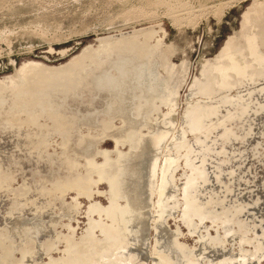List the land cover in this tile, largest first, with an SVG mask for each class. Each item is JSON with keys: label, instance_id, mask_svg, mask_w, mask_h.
<instances>
[{"label": "rangeland", "instance_id": "1", "mask_svg": "<svg viewBox=\"0 0 264 264\" xmlns=\"http://www.w3.org/2000/svg\"><path fill=\"white\" fill-rule=\"evenodd\" d=\"M258 5L262 6L260 9L262 10L261 13L264 15V0H0V90H2V92H0L3 96L7 95L6 99L1 96L0 93V106L2 109L4 108L3 110L0 108V119H2L0 120V123H2L0 125V129H2V132L0 130V264H82L73 259L74 256L71 254L76 252L77 249L71 245V243L78 242L81 244L86 240L84 236L88 231L92 232L98 239H103L104 233L102 230L104 225L106 229H108L106 232L110 233L108 237L109 241H107L110 242V244L108 245L107 242L104 243L98 240L97 245L100 246V249L96 250L97 252H95V254H87L88 257H85L86 260L84 264H93L91 262L97 257V259L103 261L108 255L116 264H119L115 257L110 256L111 254L104 251L107 248H111L113 244H115V246L116 244H119V246L123 245L124 247L119 250L124 252V254H127L131 249L134 250L137 246L141 252H138L137 255L139 264H154L160 260L159 257L161 255L160 248L162 245H160V247L157 246L155 241V237H158L157 235H159L158 232L161 228L164 229H161L164 232L166 230L165 236L167 234V237L171 235L170 237L172 238H169L170 241L176 240L183 243L185 244V249L188 251L191 249L192 251H189L191 253L187 251L188 254L192 256L198 255V259H200L201 263L264 264V107L261 108L264 106V99L262 98L264 97V72L262 74L260 72L258 75L255 74L256 76L252 75L253 80L252 77H248L252 80H250V85L248 84V87L247 83H249V79H246V82L243 81L246 84L243 82H239V84L237 82L235 83L236 86L234 84V86L228 85L226 89L223 87L221 90H216L219 94L214 91L217 93V96H215L216 94L214 92L202 95V92H197V89H194L197 79L195 76L199 77L202 75L200 73L203 63L207 59L214 58L225 45L229 37L237 36V38L240 39L238 34L241 29L243 30L242 24L245 14L249 9ZM236 33L237 35H235ZM240 35L242 36L241 33ZM130 36L131 38L133 37V41H137L138 45L141 43L144 46L146 45L144 43H147L149 46L151 45L149 54H146L148 53V48L143 52L142 49L145 48L144 46L140 45L141 48H139L138 45H135L139 48L138 49L135 46L129 47L128 43L121 42L119 47V44L115 42L117 40H124ZM148 45L146 46L149 47ZM259 45L261 46L259 48L264 52V45ZM115 46L119 48L117 47L116 49ZM133 47L136 50L135 55L137 56L134 55L135 57L132 55L134 54ZM109 48L111 49L110 51ZM140 53H145L144 55L146 56L144 57V55L142 56ZM127 56L128 58L132 56L134 59L130 57L131 60H126ZM141 58L142 60L146 58V61L147 59L153 60V62L150 61L149 63L148 61L146 67L144 65H146L147 62L145 60L140 61ZM118 61L121 65L117 63ZM135 61L137 63H135ZM166 61L170 63V66L167 63L170 70L167 68ZM126 62L129 67L128 70L132 66V71L127 70ZM103 64L106 66L108 65L107 67L105 66L106 69ZM262 64L263 66H261ZM91 65L95 67L93 68ZM118 65L119 67L124 66V68H117ZM261 65L260 67L264 69V61H262ZM79 66L81 67L79 68ZM83 66L86 67V69ZM87 66L92 70L94 69L93 71H99L101 74L105 71L106 72L103 74H111V78L113 79L114 77L113 82H116L115 79H117L116 77L119 76V74L120 76L123 75V77L125 74V77L127 76L128 78L132 75L130 79L125 78L127 79L126 82H131L136 76V69H138L137 72L139 71V73L146 72L147 76L145 74V78H151L150 80L152 82L154 80V86L160 83L162 84L164 82L163 80H166V78L167 81L162 85L160 84L161 86L158 85L159 89H157V86H152V83H150L151 81L148 82L149 80L146 78L147 86L150 83L152 89L154 88L152 90L149 86L146 87L147 90H151V93L153 91V94L148 95L149 93L146 89H144L145 91L141 89L138 92V88L133 87L131 83L126 86L124 84V86L120 85L121 87L117 85L118 88L116 87L115 89L113 88L115 83L112 84L108 79L110 78L109 75L107 76L108 78L105 79L106 75L105 78H101L104 75L100 76V74L97 73L99 74L100 80H103L100 83H105L102 84L104 88L108 83L105 82V80H108L110 83L107 84V86H109L104 89L99 88L102 85L99 83L100 80L96 77L98 75H94L96 71L93 72V74L91 69H87ZM22 67L24 68L23 72L19 71ZM82 68L85 70L81 73ZM95 68L100 69L102 72ZM146 68H150V71ZM62 69L66 71L64 72L65 74L62 73L60 76L59 74L53 76L55 71L59 73ZM73 69L76 72L73 71ZM125 69L126 72H128L127 75ZM119 70L121 71L119 72ZM48 71H51L52 74H47V76H45L44 72ZM74 73L77 75L75 76ZM129 73H131L130 76H128ZM85 74L89 76H85ZM92 74L95 76V78H93L94 81L92 80ZM149 74L152 76L155 74L157 78H155V76V79L149 77ZM82 75L85 79L78 78V76L83 77ZM142 75H144V73H142ZM70 76L75 77L69 78ZM87 77H89V80L93 81V86L91 85L92 82L89 81ZM37 78L44 80L41 83L43 85H48L46 88L50 92L53 91L54 93V91L56 92L58 90V95L54 93L52 96L56 98L52 100L55 102L50 105L44 104L42 107H37L34 112L31 111V108L29 109L27 106H21L19 103H14L9 106L10 104H8L7 101L9 99L11 100L12 96L15 98L18 96V93H23L27 85L35 83L34 79ZM60 78H62L65 83L63 81L61 82ZM70 79H72V82L69 81ZM73 79H75V81ZM254 79H256V81ZM78 80L82 82L85 80L90 83L84 81L82 83L83 87H80L81 82ZM160 80L161 82H159ZM73 81L75 83L78 82V84L80 83V85H72V83H74ZM50 82L54 84L49 85ZM95 82L99 83V85L97 84L99 87ZM66 83H70L68 84L69 86ZM165 84L167 88L164 86ZM238 84L242 86L240 87ZM94 85L97 86L96 90ZM49 86L54 90H51ZM67 86L71 90L66 89ZM91 86L94 89L91 88ZM249 86L251 88H249ZM125 87H127V89ZM120 88L125 90H121L123 96L122 93L118 91ZM165 88L166 91L168 90V93L165 91ZM59 89H61V91ZM114 89L118 91L116 92L118 94L113 91ZM156 89L163 90L158 91V93H160L159 95H161L162 92V94H164L160 96L161 98L156 96L158 94L154 95V92L156 93L157 91ZM191 89L196 90L192 91V93H196L192 94ZM68 90L69 92H67ZM111 92L114 93L117 98ZM119 92L121 96H118L120 95ZM128 92L132 94L129 93V96ZM140 92H144L145 95L147 93V95L152 98L153 101L150 103V106L152 104L153 107H151L155 110L149 109L148 105L149 110L147 111L145 107L144 111H147L144 112L145 114L141 110L142 112H138V117H136L137 115L132 117V112L129 117L133 119L136 118V120L147 119L148 121L151 118L155 119L161 117V115L162 117L168 115L167 117L165 116L166 118L164 117V121H162V119L161 121L159 120V122L157 121V123L160 124L158 126L155 124L154 130H169L166 131L167 133L164 131L166 135H164L165 137L163 136L164 138H162L159 144L153 145V143L151 144L149 142L148 144L147 142V145L143 143L145 145L142 147L146 149L144 150L141 148V151L144 150L142 152L139 151L140 147L139 149H137L136 146L134 147V150L136 148L139 155L138 164L142 159L144 161L137 165L141 168L142 172L144 171L142 173L143 179L140 176V179L138 178L139 181H146V165L148 166L149 160L152 161L155 159L156 161L158 159V162L156 161L158 164L156 163L157 166L155 167L153 181L147 188L149 192L148 206L150 209L148 222L144 227L142 226L144 224L138 223L139 229L142 228L143 230H147L146 232L145 230L143 231L147 236L146 243L141 244H139L140 242L133 238L130 233L126 232L124 227H121L119 224H113L112 218L107 217L105 212L102 211V208L109 207L111 202V186L104 172L110 171L111 163L114 164L115 161L119 159L118 151L127 153V155L131 154L132 156V153H129L130 144L128 140H123L128 143H115L113 135H110L108 132L110 136L108 134L103 135L105 134L103 129H107L108 123L120 129L125 126L129 120H127V117L124 119L125 122L123 123L121 115L116 111V116L112 115L113 118L109 116V122H106L104 125L101 124L102 118L105 117L106 114L107 118L109 114L114 113L113 111L108 114V112L103 111V107L105 108V106H107V104L105 105V100L109 102L112 99L110 103L115 99L133 101L141 94ZM175 92L177 93L175 94ZM223 92L225 94L224 97ZM238 92H241L242 96ZM70 93H73V95ZM39 94L38 91L37 95ZM221 94L222 96L218 97V95L220 96ZM207 95H210V97ZM56 96L60 98V102L58 100L59 98ZM111 96H114V99H110ZM213 96L215 98H213ZM245 96L246 98L243 100ZM119 97L122 99H119ZM227 97H229V100ZM206 98H210V101ZM224 98L228 101V104L226 100L223 101ZM231 98H233V100ZM201 99L204 101L203 103L200 102ZM63 100L67 102V104L65 102L64 104L62 102ZM91 100H93V102H91ZM95 100L99 105L95 106ZM165 100L168 104L167 102L160 104V102ZM212 100H215V102ZM217 100H220V102L218 103ZM84 102H87V106L84 105ZM192 102L197 104L200 103L201 105L206 103L203 105L204 107L208 105L207 103H213L210 106L208 105L212 108V112L210 111V113L206 114H209V117L206 115V117H204L207 123L204 120V123L202 122L204 129L203 127L194 129L187 124L186 113H188L187 109L193 105ZM59 103L61 105H59ZM92 103L95 104L93 105ZM215 103L216 107H214ZM223 103L226 105H221ZM232 103L235 106H232ZM94 106L97 108V111L94 110ZM155 106L159 107L157 108ZM208 106L206 108H208ZM217 107H219L220 110ZM92 110L96 112L94 113ZM98 110H102L104 113H102V111L98 112ZM88 111L90 113L88 114L92 117H89L87 114ZM4 112L13 114L10 120L11 122L3 117ZM97 112L101 114V116H99V114L97 115L100 120L97 119V116L95 120V114H97ZM148 112L150 114H148ZM168 112H170V115L167 114ZM92 113L94 115H92ZM139 113H142V116H144L142 117ZM210 114L214 115L211 116ZM30 115H33V121H29ZM85 115H88L87 117L89 119H94L87 120L88 118ZM76 116L77 118L79 117L78 123L75 120ZM172 116L174 117L173 120ZM68 117L71 118L69 122L73 126L71 127L73 132L69 124L68 126L71 131L67 128L68 126L65 127L66 129L59 126L66 122ZM83 117L87 119L85 118V120ZM208 118L209 120H213V124L211 121V125L209 124ZM4 119L6 122H3ZM153 119H151V121H153ZM97 120L99 122L98 125L95 126L97 123L94 124V122ZM138 120L137 123H141V121ZM88 121L92 122L94 125ZM147 121H142L144 125L142 123L139 124V126L137 125L138 127L135 125L136 129L138 128L137 130L142 131L146 137L150 135V125ZM9 122L12 125L8 124ZM75 122L77 125H75ZM3 123L5 124L3 125ZM137 123L135 121V124ZM212 125L213 127L209 128V126ZM1 126H5L4 128L7 127L6 131H4V128ZM74 126L77 127L74 129ZM159 126L162 128L160 127L159 129ZM165 127L166 129H163ZM214 127H217V129ZM112 128L114 129L112 126L109 129L113 130ZM10 129L13 131H10ZM192 129L197 131H192ZM247 129H249V131ZM154 130L152 129V131ZM211 130L213 131L211 132ZM205 131L206 134H204ZM74 132L75 134L72 135L71 133ZM223 132L224 134H222ZM219 134L224 137H221ZM225 134L229 137L226 138ZM229 134H231V136ZM71 135L72 137H70ZM204 135H206L205 138ZM207 135L209 136L207 137ZM35 136H37L39 143H35L31 140V138ZM28 139L31 144L32 141L34 144L30 145V143L27 142ZM67 139H69L70 143ZM224 139L228 140L225 141ZM72 140L75 141V144ZM83 140L85 141L83 142ZM212 140L216 141V144L212 142ZM91 141L93 144H96L93 146ZM197 141H200V144ZM79 143L83 147H80ZM21 144L29 146L25 147L24 145L21 146ZM192 144L193 150L191 148ZM202 144L204 146L206 145L205 148ZM76 145L82 149L79 148L78 150ZM89 145L93 146L91 150L88 149ZM158 145L160 146L158 147ZM199 145L202 146L200 147ZM207 145H211V148L216 150L211 149ZM222 145L224 146L223 148ZM157 147L160 150L156 149ZM198 148L201 149L199 150ZM219 148L221 150H219ZM31 149H34V151ZM194 150H197L196 154ZM197 152H199L198 154L201 153V156L203 155L202 158L200 155L196 157ZM205 153L207 155H205L206 161H204ZM187 154H190L191 158L190 155ZM193 155L196 158L195 160L193 159ZM131 156H126L125 159L122 160V163L126 160L124 166H128L129 164L128 162L130 160L127 159L132 160L130 163L135 162L133 161V156L130 158ZM140 156L142 157L140 158ZM10 159L13 160L11 161ZM207 160L210 162L208 163ZM126 163L128 164L126 165ZM170 163L172 164L170 165ZM198 163L199 165L202 164L201 170L204 168V176H206L203 177L205 180L203 177L202 179L199 177L196 179L199 182L195 181L193 183L194 187L192 186V189L186 190L184 186H186L187 179H189L191 175H194L192 168L194 165L192 164L197 165ZM165 168H167V170ZM164 170H166L165 174ZM220 171L223 172L221 173ZM201 181L203 182L202 185L205 183L206 185L202 186ZM198 183L200 184L198 185ZM200 185L201 187H199ZM191 191L193 194H189L192 193ZM187 194L189 196H195H193L194 206L198 204L201 205L202 203L205 204L201 205L203 211L202 215L205 218L202 216L203 218L201 217V219L199 216L196 217V214H193V217L191 216L192 220L186 219L184 210L186 202L185 195ZM200 194H202V197H200ZM197 197H199L200 200H197ZM196 201L198 203H196ZM116 203L125 206L127 201L125 198H119L118 202L116 201L115 204ZM163 207L168 209L164 214L161 212ZM203 208H205V211L208 210V213H214H210V216V214L204 212ZM222 208L227 213L222 211ZM227 209L230 210L228 211ZM232 210L234 211L232 212ZM223 213H225V217ZM26 216L30 219H27ZM223 217L225 221H223ZM25 218L26 220H24ZM234 219L235 221H233ZM237 219L242 221V225L239 224L240 221H236ZM35 220L38 221V223L36 221L38 225L39 223L45 222V227L43 224L38 226H41V231L39 228L36 229L37 225L34 222ZM200 220L203 222L201 223ZM156 222H161V226L157 227L159 229L155 227ZM228 222L230 223L227 224ZM27 223L29 225L24 226L27 225ZM30 224L35 225L34 227L32 226L35 232L30 228ZM19 228H23L21 229L22 231ZM26 229H28V231L25 233L24 230ZM19 230L22 233L24 232V234H21ZM140 232L142 233V230H139V233ZM115 237L118 239L112 243L110 240ZM201 254L203 256H201ZM204 254L206 257H204ZM240 260L244 262H240Z\"/></svg>", "mask_w": 264, "mask_h": 264}, {"label": "bare ground", "instance_id": "2", "mask_svg": "<svg viewBox=\"0 0 264 264\" xmlns=\"http://www.w3.org/2000/svg\"><path fill=\"white\" fill-rule=\"evenodd\" d=\"M260 8H262V6H260V5H258V6H255V7H252L251 9H249V11L245 14V16H244V20H243V27L242 28H244L243 30L241 29L240 30V33L242 34V36L240 35V33L238 34V37L240 36V39H238L237 38V36L236 37H234V36H232V37H229V39L226 41V43H225V45L221 48V50L219 51V53L214 57V58H211V59H207L205 62H204V67H205V65H207V64H211V68L210 69H208L207 71V73L205 74V71H201V73L200 74H202L201 76H195V77H197V79H196V82H195V86H194V89L196 88L197 89V92H202L203 94L202 95H204L205 93H208V94H210V93H212V92H214V91H216V90H221L223 87H225V89H226V87H228V85H235V83H239V82H243V81H245L246 79H249L248 77H252V75H254V76H256L255 74H259L260 72H261V74L264 72V69H263V67H260V65H261V63H262V61H264V52H262V50L259 48V47H261L259 44H261L262 46L264 45V15L261 13V9ZM220 10V9H219ZM222 10V9H221ZM195 16V15H194ZM243 32V33H242ZM135 33V32H134ZM136 33H137V31H136ZM139 33V32H138ZM246 33V34H245ZM244 34H245V37H244ZM235 35H237V33L235 34ZM135 37V36H134ZM242 37V38H241ZM243 39H244V41H245V43H246V47H247V51L246 52H243V53H237V52H235L234 50H232V48H235V49H237V50H239V51H241L244 47H245V45H244V43H242V41H243ZM115 42H117V44H119L118 46L120 47V43L121 42H124V43H128L129 45V47H131V46H137L138 44H137V41H133V37L131 38V36L130 37H127L126 39H122V40H117V41H115ZM146 42H148V41H146ZM228 42H229V44L231 45V47L229 46V44H228ZM144 43V42H143ZM112 44V43H111ZM114 44H116V43H114ZM114 44H113V46H114ZM123 44V43H122ZM144 44H146V45H148L147 43H144ZM144 46V45H142V43L141 44H139L138 45V47L139 48H141V46ZM144 46L145 48L144 49H142L143 50V52H145V50H146V48H148L147 50V52L148 53H146V54H149V49H150V46L149 47H147V46ZM118 46H115V48L117 49V47ZM135 46V47H136ZM244 46V47H243ZM109 47H110V45H109ZM118 47V48H119ZM138 47H136V48H138ZM114 48V47H113ZM138 48V49H139ZM132 49V48H131ZM133 49H134V54H132L133 56L136 54L135 53V48L133 47ZM132 49V50H133ZM137 49V50H138ZM111 49L109 48V51H110ZM113 50H115V49H113ZM141 50V49H140ZM139 50V51H140ZM141 52V51H140ZM137 53H138V51H137ZM140 54H142V53H140ZM139 54V55H140ZM145 53H143L142 54V56L144 55ZM135 56H137V55H135ZM134 56V57H135ZM141 56V55H140ZM146 55H144V57H145ZM130 57H132V56H130ZM130 57L128 58V56L126 57V60H131L130 59ZM133 58V57H132ZM148 58H149V56H148ZM125 59V58H124ZM134 59V58H133ZM223 59H225V61L224 62H226V64H222V60ZM92 60V59H91ZM123 60V59H122ZM136 60V59H135ZM142 60V58L140 59V61ZM143 60H145L146 61V58H144ZM142 60V61H143ZM100 61V60H99ZM134 61V60H133ZM136 61H138V60H136ZM135 61V63H137ZM148 61H149V63H150V61L151 60H148L147 59V64L146 65H144V66H146L147 67V65H148ZM97 62V61H96ZM96 62H94V63H96ZM128 62V61H127ZM127 62H126V65H127ZM132 62V61H131ZM151 62H153V60L151 61ZM100 63V62H99ZM119 65H121L120 63H119V61L117 62ZM122 63H124V62H122ZM167 63H168V65L170 66V63L169 62H167L166 61V65H167ZM85 64V63H84ZM106 64V63H105ZM134 64V63H133ZM132 64V65H133ZM152 64V63H151ZM119 65H118V67L117 68H120L121 69V67H122V69L124 68V66H120L119 67ZM123 65V64H122ZM130 65V64H129ZM167 65V66H168ZM92 66V65H91ZM98 66V65H97ZM96 66V67H97ZM100 66V65H99ZM103 66H104V68H105V66L106 65H104L103 64ZM103 66H101V67H103ZM108 66V65H107ZM106 66V67H107ZM134 66H136V65H134ZM133 66V67H134ZM140 66V65H139ZM138 66V67H139ZM143 66V67H144ZM166 66V67H167ZM169 66L167 67L168 69H169ZM261 66H263V64L261 65ZM81 66H79V68H80ZM84 67V66H83ZM93 68L95 67V66H92ZM100 67V68H101ZM126 67V66H125ZM69 68V67H68ZM85 69H86V67H84ZM84 68H82V71L81 70H79V71H81V73L83 72V70H85ZM89 67L87 66V69H88ZM128 65H127V70H128ZM23 67L19 70V71H21V72H23ZM76 69H77V67H76ZM89 69H91V68H89ZM95 69H97V68H95ZM103 69V68H102ZM106 69V68H105ZM132 69V66H131V68L129 69L130 71H132L131 70ZM136 69V68H135ZM146 69H148V71H150L149 69L150 68H146ZM173 69V68H172ZM57 70V69H56ZM67 70V69H66ZM92 70V69H91ZM94 70V69H93ZM91 71L92 73L93 72H95V71ZM97 70H100V69H97ZM107 70H108V68H107ZM128 70V71H129ZM137 70L138 69H136V76H135V78L134 77H132V78H134L131 82H129V83H131L132 85H133V87H136V88H138V92H139V90H144V89H146V87H148L149 86V88L150 89H152V86H154L153 85V83H154V80H153V82L150 80L151 78H147V80H149L148 82H150V83H152V86H150V83L148 84V86H147V81L145 80L146 78H145V74H146V72H142V73H144V75H142V73L140 72L139 73V71L137 72ZM141 70H143V69H141ZM170 70V69H169ZM200 70V69H199ZM46 71V70H45ZM73 71H75L74 69H73ZM78 71V72H79ZM101 71V70H100ZM109 71V70H108ZM107 71V72H108ZM121 70H119V72H120ZM147 71V70H146ZM173 71V70H172ZM171 71V72H172ZM176 71V70H175ZM43 72V71H42ZM53 72V71H52ZM64 72H66L65 70H63L62 69V71H60L59 73H57L56 71H55V73L53 74V76H56V75H58L59 74V76H60V74H62V73H64ZM68 72H70V71H68ZM76 72V71H75ZM87 72V71H86ZM89 72V71H88ZM102 72V71H101ZM106 72V71H105ZM105 72H103V73H105ZM118 72V73H119ZM125 72H126V69H125ZM125 72H123V73H125ZM72 73V72H71ZM80 73V74H81ZM97 73H99L100 74V76H103V77H101V78H105V75H106V78L105 79H107L108 77V75L110 76V78H108L109 79V81H111L112 82V84L113 83H115V85L113 86V88H115L116 89V87H117V85L119 86V87H121L120 85H129V83L128 82H126L127 81V79H125V78H128L127 76L125 77V74H124V77H123V75L122 76H120V74H119V76H117L116 78L117 79H115V81L116 82H113V80H114V77H113V79L111 78V74H101L99 71H96V73L94 74L95 76H96V74ZM111 73V72H110ZM127 73L128 72H126V75H127ZM173 73V72H172ZM47 74H52L51 73V71H48V72H44V75L45 76H47ZM65 74V73H64ZM63 74V75H64ZM69 74V73H68ZM73 74V73H72ZM75 74V76L77 75L76 73H74ZM93 74H92V80H93V78H95V76H93ZM99 74H97L98 76H96L97 78H98V80H100V77H99ZM122 74V73H121ZM130 74L131 73H129L128 74V76H130ZM43 75V74H42ZM44 75H43V77H44ZM71 75V74H70ZM83 75H84V73H83ZM82 75V76H83ZM88 74H85V76H87ZM150 76L149 77H153L154 78V76H155V74H153L154 76H152L151 74H149ZM198 75V74H197ZM67 76H69V75H67ZM75 76H70L69 78H71V77H75ZM89 76V75H88ZM132 76V75H131ZM131 76H130V78H131ZM146 76H147V74H146ZM169 76V75H168ZM167 76V77H168ZM171 76V75H170ZM263 76V75H262ZM48 77H50V76H48ZM66 77V76H65ZM65 77H64V79H65ZM91 77V76H90ZM159 77V76H158ZM203 77H204V80H203ZM45 78V77H44ZM57 78V77H56ZM77 78V77H76ZM78 78H84V76L83 77H79L78 76ZM88 78V80H89V77H87ZM96 78V79H97ZM130 78H128V79H130ZM152 78V79H153ZM155 78H157L156 76H155ZM154 78V79H155ZM171 78V77H170ZM169 78V79H170ZM255 78V77H254ZM46 79V78H45ZM51 79V78H50ZM54 79V78H53ZM61 79V82L63 81L62 80V78H60ZM66 79H67V77H66ZM65 79V80H66ZM85 79V78H84ZM95 79V80H96ZM112 79V80H111ZM125 79V80H124ZM159 79H160V77H159ZM159 79H156V80H159ZM165 79V78H164ZM258 79V78H257ZM55 80V79H54ZM57 80H59V79H57ZM74 81H75V79H73ZM77 80V79H76ZM92 80H89V81H91L92 82V86H93V81ZM97 80V81H98ZM155 80V83L157 82ZM162 80V79H161ZM161 80L159 81V82H161ZM195 80V79H194ZM204 82H203V81ZM250 80L251 79H249L248 80V82L249 83H247V87H248V84L250 85ZM252 80H253V77H252ZM251 80V81H252ZM255 81H256V79H254ZM44 80L43 79H41V78H37V79H34V82L35 83H33V84H31V85H27V88L25 89V90H23V93H21V94H19L18 93V96L17 97H15V98H13V96L11 97L12 99L10 100H5V101H7L8 102V104H10L9 106H11V105H13L14 103L16 104V103H19L21 106H27V107H29V109L31 108V111H35V109L37 108V107H42V105L44 106V104L45 105H50L51 103H53V102H55V101H52V100H54V99H56V98H53L52 96H53V94L55 93V95L57 94V92H58V90L55 92L54 91V93H53V91L52 92H50L47 88H46V86H48V85H43L41 82H43ZM48 81H50V80H48ZM52 81V80H51ZM69 81H71L72 82V79H70ZM73 81V82H74ZM79 82H81V86L80 87H83L82 86V83L85 81V80H83V82L81 81V80H78ZM89 81H85L86 83L87 82H89ZM96 81V82H97ZM101 81H103V80H100L99 81V83L101 82ZM109 81L107 80H105V82H108L107 84H110L109 83ZM129 81V80H128ZM164 82L165 81H167V78H166V80H163ZM54 82V81H53ZM64 83H65V81H63ZM95 82V83H96ZM164 82L162 83V84H164ZM246 82V81H245ZM46 83V82H45ZM58 83H59V81H58ZM90 83V82H89ZM99 83H96V85L98 84L99 85ZM104 83V82H103ZM102 83V84H103ZM244 83V82H243ZM252 83V82H251ZM47 84V83H46ZM52 84H54V83H52ZM51 84V82L49 83V85H52ZM56 84H57V82H56ZM62 84V83H61ZM61 84H59V85H61ZM67 85L68 84H70V83H66ZM73 84H75V86H76V84H77V86H79L80 85V83L78 84V82L77 83H72V85ZM101 84V83H100ZM101 84V85H102ZM105 84V83H104ZM107 84H106V86H105V88L106 87H108L107 86ZM157 84V83H156ZM161 84V83H160ZM160 84H158L159 86H161ZM167 84V83H166ZM164 85L165 87L167 86V85ZM240 84V83H239ZM238 84V85H239ZM244 84H246V83H244ZM97 85V86H98ZM123 85V86H124ZM158 85H156L157 86V89H159L158 88ZM193 85V84H192ZM233 85V86H234ZM238 85H237V88H238ZM251 85H253V84H251ZM58 86V85H57ZM63 86V85H62ZM66 86V85H65ZM69 86V85H68ZM68 86H67V88L66 89H70V88H68ZM71 86V85H70ZM88 86V85H87ZM91 86V88H93ZM95 86V85H94ZM97 86H95L94 88H95V90H96V88H97ZM156 86H154V87H156ZM236 86V85H235ZM240 86V85H239ZM242 86V85H241ZM240 86V87H241ZM54 87V86H53ZM56 87V86H55ZM84 87H86V86H84ZM99 87V86H98ZM111 87V86H110ZM240 87H239V89H240ZM49 88L51 89V87L49 86ZM77 88V87H76ZM93 88V89H94ZM99 88H104V86L102 85L101 87H99ZM98 88V89H99ZM104 88V89H105ZM112 88V89H113ZM118 88V87H117ZM126 89H127V87H125ZM131 88V87H130ZM140 88V89H139ZM161 88V87H160ZM167 88V87H166ZM166 88H165V91H166ZM249 88H251L250 86H249ZM249 88H247V89H249ZM44 89V90H43ZM53 89V88H52ZM51 89V90H52ZM58 89V88H57ZM64 89V88H63ZM73 89V88H72ZM75 89V88H74ZM109 89V88H108ZM113 90V91H115V93L116 92H118V91H120L121 92V90H123V89H119L118 91H116V90ZM154 89V88H153ZM152 89V90H153ZM156 89V90H157ZM193 89V88H192ZM191 89V93H192V91H196V90H192ZM243 89V88H242ZM256 89V88H255ZM255 89H253V90H255ZM258 89V88H257ZM21 90H22V88H21ZM54 90V89H53ZM56 90V89H55ZM60 91H61V89H59ZM65 90V89H64ZM71 90V89H70ZM147 90V89H146ZM156 90H154V91H156ZM162 90V89H161ZM161 90H157L156 91V93L154 92V95L155 94H158V95H156V96H159V98H161L160 96L162 95H164V94H162L161 93V95H159L160 93H158V91H161ZM1 92H2V90H0ZM9 91V90H8ZM7 91V92H8ZM19 91V90H18ZM39 91V95H37V92ZM100 91H101V89H100ZM123 91H125V90H123ZM135 91V90H134ZM145 91V90H144ZM150 91V92H149ZM163 91V90H162ZM168 91V90H167ZM166 91V92H167ZM224 91V90H223ZM0 92V93H1ZM5 92V91H4ZM65 92V91H64ZM67 92H69V90L67 91ZM71 92V91H70ZM72 92H73V90H72ZM119 92V93H120ZM132 92H133V89H132ZM142 92V91H141ZM140 92V93H141ZM147 92L149 93L148 95H151V94H153V91H152V93H151V90H147ZM216 92H218V91H216ZM221 92V91H220ZM225 92V91H224ZM224 92H223V97H224ZM243 92V91H242ZM6 93V92H5ZM52 93V94H51ZM112 93V92H111ZM122 93V96H123V92H121ZM121 93H120V95H118V96H121ZM125 93V92H124ZM129 93L130 94H132L131 92H128V95H129ZM137 93V92H136ZM144 93V92H143ZM143 93H141L140 95H138L137 96V99L136 100H133V101H131V100H124V99H122L121 97H119V99L121 98L122 99V101L121 100H117V99H115V100H113L111 103H110V101L112 100L111 98H113L114 96L116 97V95H114V93H112L114 96L112 97H110V99H109V97H108V99L110 100L109 102H106V100H105V105L107 104V106H105V108L103 107V111L105 112H108V114L109 113H112L113 111H114V113H112V114H109L108 115V117L106 118V115H105V117H103L102 118V121H101V124H105L106 122H109V120H108V118H109V116H116L117 114H115V113H119L120 115H121V117H122V120H123V123L125 122V120L124 119H126L127 117H128V119L127 120H129L128 122H127V120H126V124H125V126H123L122 128H120V129H118L117 127V129L115 128V126H113L112 124H107V129H103L104 130V133L105 134H103V135H106V134H110V135H113V138H114V140H115V142L116 143H118V142H124L123 140H128V142H129V144H130V151H129V153L131 152L132 153V156H133V161H135V162H132V163H130V161H132L131 159H127V160H130L128 163H126V165L128 164V166H124V162H126V160L122 163V160H124L125 159V157L126 156H131V154L130 155H127V153H123V152H120V151H118L119 152V159L118 160H116L115 161V163L114 164H112L111 163V169H110V171L108 170V171H106V172H104V174H105V177H107V180H108V182H109V184H110V186H111V191H110V194H111V202H110V206L109 207H103L102 208V211H104L105 212V214H106V216L107 217H111L112 218V222H113V224H115V225H121V227H124V229H125V231L126 232H128V233H130L131 234V236L133 237V238H135L136 240H138L140 243L139 244H141V243H146V240H147V236H146V234H144L143 233V231L145 230V232L147 231L146 229H139L138 228V223H140V224H144V225H142L143 227L145 226V224H147V222H148V215H149V211H150V209H149V206H148V200H149V198H148V196H149V192L147 191V188H148V186H149V184L153 181V176H154V173H155V167L157 166L156 165V163L158 162L157 160V162L155 161V159L154 160H149L148 162H149V164H148V166L146 165V173H145V176H147L146 177V181L145 182H142V181H139V179H140V176H141V178H142V173L144 172H142V170H141V168L140 167H138L137 165H139L142 161H143V159L140 161V163L138 164V161H139V155H138V151H137V149H139V147H140V150L139 151H141V148H143L142 146L143 145H145V144H143V143H146L147 144V142H148V144H149V142L152 144L153 143V145L155 144H159V142L162 140V138H164L165 136L164 135H166L165 134V132L166 131H169V130H161L160 129V127L161 126H159V131H157L158 129H156V131L154 130V126H155V124H157V126L160 124H158L157 123V121L159 122V120L161 121V119H162V121H164L165 120V118L168 116H164V117H162V115L161 114H159V115H161V117H159V118H155V119H153V118H151V119H153V121H151V119H149L148 121H147V119H145L147 122H149L148 124L150 125L149 127V130H150V135H147L148 137H146V135L145 134H143L142 133V131H140V130H137L136 129V126L138 125L139 126V124H141L142 123V121H144V122H146L145 120H141L140 119V117L142 116V113H139V114H141V116L139 117V119L140 120H138V121H141V123L140 122H138L137 123V120H136V118L135 119H133V118H131V117H129L131 114V112H132V117H135V115H137L136 117H138V112H142L143 111V113L144 112H147L150 108L151 109H154V108H152L153 106H152V104H151V106H150V103H152V98H150L148 95H147V93H146V95H145V93L143 94ZM168 93V92H167ZM177 92H175V94H176ZM196 93V92H195ZM195 93H192V94H195ZM215 93V92H214ZM239 93V92H238ZM70 94H72L73 95V93H70ZM116 94H118V93H116ZM216 95L215 96H217V93H215ZM218 94H219V92H218ZM239 94H241V96H242V93L240 92ZM58 95V94H57ZM124 95H126V96H128L127 94H124ZM134 95V94H133ZM154 95H152V96H154ZM191 95V94H190ZM214 95V94H213ZM245 95V94H244ZM243 95V96H244ZM247 95V94H246ZM1 96H3L2 95V93H1ZM7 96V95H6ZM6 96H3V97H5L6 99H7V97ZM62 96V95H61ZM60 96V97H61ZM74 96H76V95H74ZM130 96V95H129ZM132 96V95H131ZM135 96H136V94H135ZM155 96V97H156ZM207 96H209L210 97V95H207ZM212 96V95H211ZM222 96V94L219 96L218 95V97H221ZM237 96V95H236ZM240 96V95H239ZM57 97V96H56ZM125 97V96H124ZM134 97V96H133ZM154 97V98H155ZM53 98V99H52ZM57 98H59V97H57ZM62 98V97H61ZM63 98H64V96H63ZM66 98V97H65ZM90 98V97H89ZM117 98V97H116ZM130 98H132V97H130ZM153 98V99H154ZM205 98V97H204ZM213 98H215L214 96H213ZM212 98V99H213ZM229 97H227V99H228ZM238 98V97H237ZM240 98V97H239ZM245 98H246V96L243 98V100H245ZM263 99H264V97H262ZM1 99V98H0ZM86 99V98H85ZM88 99V98H87ZM90 99H92V98H90ZM114 99V98H113ZM158 99V98H157ZM162 99H163V97H162ZM206 99H208V98H206ZM210 99V98H209ZM208 99V101H210ZM218 99V98H217ZM232 100H233V98H231ZM235 99V98H234ZM242 99V98H241ZM59 100V102H60V98L58 99ZM57 100V101H58ZM81 100V99H80ZM79 100V101H80ZM94 100V99H93ZM93 100H91V102H93ZM205 100V99H204ZM222 100V99H221ZM226 99L224 98L223 99V101H225ZM229 100V99H228ZM237 100V99H236ZM10 101V102H9ZM67 101V100H66ZM78 101V102H79ZM88 101H90V100H88ZM100 101V100H99ZM99 101H97V102H99ZM129 101H131V102H129ZM135 101V102H134ZM157 101V100H156ZM156 101H155V103H156ZM199 101V100H198ZM207 101V102H208ZM213 101V100H212ZM218 101V100H217ZM227 101V100H226ZM240 101V100H239ZM242 101V100H241ZM1 102V101H0ZM63 103L65 102L64 100L62 101ZM101 102V101H100ZM164 102H167L166 100L165 101H162V102H160V104H162V103H164ZM174 102V101H173ZM196 102V101H195ZM200 102H204V101H202V99H201V101ZM213 102H215V100L213 101ZM220 102V100L218 101V103ZM231 102V101H230ZM236 102V101H235ZM234 102V103H235ZM238 102V101H237ZM244 102V101H243ZM66 104H67V102H65ZM64 103V104H65ZM80 103V102H79ZM78 103V104H79ZM83 103V102H82ZM82 103H81V105H82ZM85 103V102H84ZM87 103V102H86ZM86 103L84 104V105H86ZM95 103H96V100H95ZM95 103H92L93 105L95 104ZM193 103V102H192ZM212 103V102H211ZM245 103V102H244ZM92 104H90V105H92ZM166 104V103H165ZM167 104H168V102H167ZM204 104H206V103H204ZM204 104H197V103H193V105H191L190 107H189V109H187V111H188V113H186L187 114V121H188V123L187 124H189L190 125V127L191 128H194V129H200V128H202L203 126H202V124L204 123L203 122V120H204V117H206V116H208L209 117V114L208 115H206L207 113H210V111L212 112V108H210L209 106L210 105H212V104H209V103H207L208 105H206V107L208 106V108H206V107H204L203 105ZM225 103H223V104H221V105H224ZM227 104H228V101H227ZM230 104V103H229ZM233 104V103H232ZM236 104V103H235ZM238 104V103H237ZM3 105V104H2ZM59 105H61L60 103H59ZM63 105V104H62ZM97 105H99V104H97L96 103V105L95 106H97ZM148 105H149V109H148ZM154 105V104H153ZM156 105H157V103H156ZM216 105V103L214 104V107H216L215 106ZM226 105V104H225ZM250 105V104H249ZM87 106V105H86ZM94 106V110H96L97 111V108ZM131 106H132V108H131ZM134 106V107H133ZM160 106V105H159ZM158 106V107H159ZM218 106V105H217ZM229 106V105H228ZM232 106H235L234 104L232 105ZM259 106H262V105H259ZM7 107V106H6ZM145 107L147 108L146 110L147 111H144L145 110ZM155 107H157V106H155ZM157 107V108H158ZM264 106H262L261 108H263ZM0 108H1V110H3L2 109V107L0 106ZM218 109H219V107H217ZM220 108H221V106H220ZM94 110H92V111H94ZM142 110V111H141ZM155 110V109H154ZM158 110V109H157ZM214 110H215V108H214ZM213 110V111H214ZM220 110V109H219ZM96 111H94V113L96 112ZM101 112L102 110H98V112ZM102 111V113H104ZM117 111V112H116ZM261 111V110H260ZM26 112V111H25ZM97 112V114H95V120H96V116L99 114ZM149 112H151V111H149ZM148 112V114H150ZM216 112V111H215ZM51 113V112H50ZM89 113V111L87 112V114ZM170 112H168L167 114H169ZM1 114V113H0ZM56 114V113H55ZM90 114V113H89ZM88 114V115H89ZM145 114V113H144ZM147 114V113H146ZM164 114H166V113H164ZM212 114V113H211ZM210 114V115H211ZM215 114V113H214ZM213 114V115H214ZM81 115V114H80ZM83 115V114H82ZM88 115H85L86 117L88 116ZM92 115H94L93 113H92ZM170 115V114H169ZM206 115V116H205ZM213 115H211V116H213ZM54 116V115H53ZM71 116V115H70ZM79 116V115H78ZM91 115H89V117H90ZM99 116H101V114H99ZM113 116H112V118H113ZM144 116V115H143ZM142 116V117H143ZM1 117V116H0ZM3 117L5 118V119H8V121H10L11 119H12V117H13V114H10V113H6V112H4V115H3ZM32 117H33V115H30L29 116V121H33L32 120ZM52 117V116H51ZM80 117H82V116H80ZM86 117H83L84 119L86 118ZM92 117V116H91ZM141 117V118H142ZM146 117V116H145ZM151 117V116H150ZM186 117V116H185ZM76 118H77V116H76ZM75 118V120L77 121V123L79 122V117L76 119ZM88 118V117H87ZM86 118V119H87ZM111 118V117H110ZM130 118V119H129ZM148 118H149V115H148ZM173 116H172V120H173ZM5 119L3 120V122L5 121ZM70 119V120H69ZM73 119V118H72ZM85 119V120H86ZM94 119V118H93ZM92 118H88L87 120H93ZM97 119H98V116H97ZM157 119V120H156ZM185 119V118H184ZM206 119V118H205ZM0 120H2V119H0ZM74 120V119H73ZM82 121H84L83 119H81ZM98 120H100V118L98 119ZM95 121L94 122V124L95 123H97V124H95V126H97L98 125V122L99 121ZM136 121V123L137 124H135V121ZM169 120H170V118H169ZM169 120H167V121H169ZM208 120H209V118H208ZM7 121V122H8ZM69 121H71V118L70 117H68L67 118V120H66V122H64L63 124H60L59 126H61V128H64V129H66L65 127L66 126H68V124L70 125V128L71 127H73L72 126V124H70V122ZM186 121V120H185ZM204 121H206V120H204ZM210 121H211V123H212V121L213 120H209V124H210ZM6 122V121H5ZM11 122V121H10ZM8 123V124H11V123ZM89 123H91L92 124V122H90V121H88ZM111 122V121H110ZM173 122V121H172ZM203 122V123H202ZM216 122V121H215ZM215 122H214V124H215ZM13 123V122H12ZM76 123V122H75ZM77 123L75 124V125H77ZM186 123V122H185ZM206 123H207V121H206ZM217 123H219V122H217ZM2 123H0V125H1ZM5 123H3V125H4ZM94 124H92V125H94ZM100 124V123H99ZM143 125H144V123H142ZM213 124V123H212ZM220 124V123H219ZM2 125V126H3ZM12 125V124H11ZM136 125V126H135ZM205 125V124H204ZM211 125V124H210ZM217 125V124H216ZM1 126V127H2ZM5 126H7V125H5ZM4 126V127H5ZM14 126V125H13ZM58 126V127H59ZM114 127V129L113 130H110L109 128L110 127ZM137 126V127H138ZM148 126V125H147ZM146 126V127H147ZM168 126V125H167ZM206 126H208V125H206ZM4 127H2V128H4ZM57 127V128H58ZM77 126H74V129L76 128ZM164 127V126H163ZM189 127V126H188ZM210 127H213V125L212 126H209V128ZM218 127V126H217ZM217 127H214L215 129H217ZM7 128V127H6ZM6 128H4L3 130L4 131H6ZM46 128H48V127H46ZM67 128H69V126L67 127ZM69 128V129H70ZM140 128V127H139ZM155 128H157V127H155ZM162 128V127H161ZM205 128H207V127H205ZM214 128H212L213 130H215ZM60 129V128H59ZM72 129V128H71ZM71 129H70V131H71ZM152 129L154 130V131H152ZM163 129H166V127L165 128H163ZM194 129H192V131H197V130H194ZM203 129H204V127H203ZM218 129H219V127H218ZM1 130V132H2V129H0ZM63 130V129H62ZM108 130V131H107ZM208 130H210V129H208ZM213 130H211V132L213 131ZM248 131H249V129H247ZM10 131H13L12 129H10ZM55 131V130H54ZM75 131V130H74ZM200 131V130H199ZM198 131V132H199ZM207 131V130H206ZM206 131H205V133L204 134H206ZM223 131V130H222ZM224 131H226V130H224ZM7 132H9V131H7ZM44 132V131H43ZM72 132H73V129H72ZM108 132V133H107ZM149 132V131H148ZM246 132V131H245ZM251 132V131H250ZM249 132V133H250ZM167 133V132H166ZM217 133H219V132H217ZM247 133V132H246ZM14 134H15V132H14ZM63 134V133H62ZM65 134V133H64ZM72 135L73 134H75V132L74 133H71ZM108 134V135H109ZM148 134V133H147ZM193 134H197V133H193ZM202 134V133H201ZM222 134H224V132L222 133ZM248 134V133H247ZM246 134V135H247ZM70 135V134H69ZM72 135L70 136V137H72ZM107 135V136H108ZM109 135V136H110ZM199 135V134H198ZM210 135V134H209ZM209 135H207V137L209 136ZM220 135V134H219ZM226 135V134H225ZM230 136H231V134H229ZM234 135H236V134H234ZM106 136V137H107ZM108 136V137H109ZM164 136V137H163ZM195 136V135H194ZM197 136V135H196ZM205 136L206 135H204V138H205ZM221 136V135H220ZM223 136V135H222ZM221 136V137H222ZM67 137V136H66ZM74 137H75V135H74ZM100 137V136H99ZM212 137V136H211ZM218 137V136H217ZM224 137V136H223ZM229 137V136H228ZM227 137V135H226V138H228ZM43 138V137H42ZM41 138V139H42ZM199 138V137H198ZM204 138H203V143H204ZM232 138V137H231ZM21 139V138H20ZM72 139V138H71ZM74 139V138H73ZM75 139H76V137H75ZM74 139V140H75ZM87 139H88V137H87ZM195 139H197V138H195ZM194 139V140H195ZM207 139V138H206ZM205 139V140H206ZM233 139V138H232ZM246 139V138H245ZM31 140H33L35 143H39V141H38V138H37V136H35L34 138H31ZM74 140H72L73 142H74V144H75V141ZM201 140V139H200ZM225 140V139H224ZM226 140H228V139H226ZM225 140V141H226ZM230 140V139H229ZM19 141V140H18ZM23 141H24V139H23ZM33 141H32V144H34L33 143ZM67 141H69V139H67ZM66 141V142H67ZM85 140H83V142H84ZM93 141V140H92ZM91 141V142H92ZM196 141V140H195ZM202 141V140H201ZM21 142H22V140H21ZM20 142V143H21ZM26 142V141H25ZM27 142H29V139L27 140ZM73 142H71V143H73ZM82 142V143H83ZM87 142V141H86ZM85 142V143H86ZM89 142H90V139H89ZM88 142V143H89ZM127 142V141H126ZM126 142H124V143H126ZM127 142V143H128ZM198 142V141H197ZM200 142V141H199ZM198 142V143H199ZM212 142H216V141H213L212 140ZM219 142V141H218ZM30 143V142H29ZM69 143H70V141H69ZM77 143V142H76ZM161 143V142H160ZM198 143H197V145H198ZM213 143V144H214ZM31 143H30V145H32ZM94 144H96V143H94ZM94 144H93V142H92V145L94 146ZM147 144V145H148ZM193 144H194V142H193ZM193 144L191 145V148H192V146H193ZM200 144V143H199ZM205 144H206V142H205ZM208 144H209V142H208ZM216 144V143H215ZM22 145H24V144H21V146ZM26 145V144H25ZM24 145V146H25ZM70 145V144H69ZM71 145H73V144H71ZM77 145H78V143H77ZM76 145V146H77ZM79 145H80V147H83V146H81V144L79 143ZM86 145H87V143H86ZM86 145H85V147H86ZM90 146L89 145V147H88V149L89 150H91V147L93 148V146ZM137 145H138V147H137ZM162 145V144H161ZM183 145V144H182ZM196 145V144H195ZM194 145V146H195ZM196 145V146H197ZM203 145V144H202ZM201 145V146H202ZM20 146V147H21ZM27 146H29V145H27ZM27 146H25V147H27ZM136 146V148H135V150H134V147ZM160 145H158V147H159ZM200 146V145H199ZM200 146V147H201ZM204 146V145H203ZM206 146V145H205ZM205 146H204V148H205ZM207 146H209L210 148H211V145H207ZM32 147V146H31ZM35 147V146H34ZM33 147V148H34ZM75 147V146H74ZM80 147H78L77 146V149L79 150V148ZM116 147H117V145H116ZM154 147V146H153ZM158 147L156 148V149H158ZM224 146L222 145V148H223ZM24 148V147H23ZM197 148V147H196ZM195 148V149H196ZM208 148V147H207ZM26 149V148H25ZM28 149V148H27ZM80 149H82V148H80ZM144 149V148H143ZM146 149V148H145ZM144 149V150H145ZM151 149V148H150ZM155 149V148H154ZM199 149V148H198ZM201 149V148H200ZM199 149V150H200ZM203 149V148H202ZM211 149H213V148H211ZM224 149H226V148H224ZM31 150H33L34 151V149H31ZM144 150H142V151H144ZM158 150H160V149H158ZM192 150H193V148H192ZM192 150H189V151H191V152H193ZM213 150H216V149H213ZM219 150H221L220 148H219ZM32 151V152H33ZM88 151V150H87ZM86 151V152H87ZM137 151V152H136ZM141 151V152H142ZM148 151V150H147ZM195 151V154H196V151L197 150H194ZM207 151V150H206ZM211 151V150H210ZM35 152H36V150H35ZM200 152V151H199ZM199 152H197V155H196V157L198 156V155H200V154H198ZM204 152H205V150H204ZM209 152V151H208ZM207 152V153H208ZM211 152H213V151H211ZM85 153V152H84ZM145 153H147V152H145ZM148 153H149V151H148ZM210 153V152H209ZM126 155V156H125ZM141 155V154H140ZM153 155V154H152ZM154 155H156V154H154ZM187 155H190V154H187ZM205 155H206V153L204 154V158H205ZM132 156L130 157V158H132ZM143 156V155H142ZM142 156H140V158L142 157ZM147 156V155H146ZM201 156V155H200ZM200 156H199V158H200ZM203 156V155H202ZM202 156H201V158H202ZM207 156V155H206ZM70 157V156H69ZM123 157V158H122ZM159 157V156H158ZM186 157H188V156H186ZM193 157H194V155H193ZM192 157V158H193ZM129 158V157H128ZM150 158V157H149ZM190 158H191V155H190ZM210 158V157H209ZM194 160L196 159L195 157L193 158ZM208 159V158H207ZM11 160V159H10ZM13 160V159H12ZM11 160V161H12ZM15 160V159H14ZM114 160V159H113ZM148 160V159H147ZM168 160V159H167ZM209 160V159H208ZM208 160H207V162H208ZM210 160H211V158H210ZM78 161V160H77ZM188 161V160H187ZM189 161H190V159H189ZM202 161V160H201ZM204 161H206V158L204 159ZM106 162V161H105ZM144 162V161H143ZM170 162V161H169ZM196 162V161H195ZM197 162H198V160H197ZM207 162H206V164H207ZM210 162V161H209ZM208 162V163H209ZM192 163H194V162H192ZM200 163H202V162H200ZM204 163V162H203ZM229 163V162H228ZM158 164V163H157ZM169 164V163H168ZM172 163H170V165H171ZM188 164V163H187ZM192 165H194L193 167H192ZM191 165V167L193 168V171H194V175L192 176L191 175V177H189V179H187V182H186V186H184V187H186L185 189L187 190H189L192 186H193V183L195 182V181H198V180H196V179H198L199 177H201V179H202V177L204 176V171H203V169L201 170V165H199V163L196 165V164H192ZM210 165V164H209ZM169 166V165H168ZM204 166V165H203ZM207 166V165H206ZM220 166V165H219ZM190 167V168H191ZM218 167V166H217ZM207 168V167H206ZM210 168V167H209ZM87 169V168H86ZM166 170H167V168H165ZM144 170V169H143ZM166 170H164V174H165V171ZM206 170V169H205ZM210 170V169H209ZM223 170V169H222ZM192 171V170H191ZM213 171V170H212ZM215 171H217V170H215ZM148 172V173H147ZM172 172V171H171ZM207 172H208V170H207ZM210 172V171H209ZM221 172V171H220ZM223 172V171H222ZM221 172V173H222ZM206 173V172H205ZM212 173V172H211ZM214 173V172H213ZM216 173V172H215ZM219 173V172H218ZM225 173V172H224ZM191 174H192V172H191ZM207 174V173H206ZM25 175V174H24ZM208 175H210V174H208ZM214 175V174H213ZM218 175V174H217ZM145 176H143V177H145ZM164 176V175H163ZM206 176V175H205ZM204 176V177H205ZM165 177V176H164ZM204 177H203V179H204ZM139 178V179H138ZM168 178V177H167ZM210 178H211V176H210ZM214 178H215V176H214ZM218 178V177H217ZM216 178V179H217ZM143 179V178H142ZM200 180V179H199ZM205 180V179H204ZM212 180V179H211ZM129 181H131V182H129ZM164 181V180H163ZM214 181V180H213ZM199 182V181H198ZM202 182V181H201ZM205 182V181H204ZM211 182V181H210ZM212 183V182H211ZM221 183V182H220ZM76 184V183H75ZM200 183H198V185H199ZM203 184V182L201 183V185ZM208 184H209V182H208ZM163 185V184H162ZM197 185V186H198ZM201 185L199 186V187H201ZM204 185H206V183L204 184ZM204 185H202V186H204ZM166 186V185H165ZM194 187V186H193ZM196 187V186H195ZM227 188V187H226ZM192 189V188H191ZM200 189V188H199ZM84 190V189H83ZM171 190V189H170ZM195 190H197V189H195ZM194 190V191H195ZM231 191V190H230ZM162 192H163V190H162ZM161 192V193H162ZM187 192H190V191H187ZM192 192V191H191ZM198 192H200V191H198ZM160 193V194H161ZM29 194V193H28ZM189 194H193V192L192 193H189ZM199 194V193H198ZM85 195V194H84ZM196 195V194H195ZM194 196V195H193ZM193 196L191 195V196H189L188 194L187 195H185V200H186V202H185V210H184V215L186 216V219L187 220H192V215L194 214H196V217H198L199 216V218H201L203 215V211H202V209H201V205L203 204H198L199 206H200V208H199V206L197 207V206H194V204H193V202H194V200H193ZM163 197V196H162ZM195 197V196H194ZM200 197H202V194H200ZM119 198H125L126 199V201H127V204L125 205V206H121L120 204H118V203H116L115 204V202L117 201L118 202V199ZM198 199L197 200H200V198L199 197H197ZM229 198V197H228ZM15 199H17V198H15ZM195 199V198H194ZM223 201V200H222ZM196 203H198L197 201H196ZM161 204V203H160ZM119 205H120V208H119ZM203 205H205V204H203ZM34 207V206H33ZM118 207V208H117ZM204 207V206H203ZM31 208H32V206H31ZM111 209V210H110ZM205 208H203V210H204ZM207 209V208H206ZM221 209V208H220ZM223 209V208H222ZM226 210V209H225ZM228 211L230 210V209H227ZM100 211V210H99ZM168 211V209H166L165 207H163L162 209H161V212L164 214V213H166ZM208 210H204V212L207 214L208 212H207ZM222 211H224V209L222 210ZM234 210H232V212H233ZM224 212H226V211H224ZM204 213V214H205ZM211 214H213L212 212H210ZM210 213H208V214H210ZM227 213V212H226ZM230 213V212H229ZM211 214H210V216H211ZM224 214V217L226 216L225 215V213H223ZM27 215V214H26ZM110 215V216H109ZM216 215V214H215ZM231 215V214H230ZM192 216V217H191ZM206 216V215H205ZM204 217V216H203ZM202 217V218H203ZM218 217V216H217ZM222 217V216H221ZM224 217H223V221H225V219H224ZM26 218L28 219L29 217L28 216H26ZM26 218L24 219V220H26ZM201 218V219H202ZM205 218V217H204ZM207 218V217H206ZM208 218H209V215H208ZM213 219H215L214 217H212ZM227 218H228V216H227ZM30 219V218H29ZM102 219V218H101ZM100 219V220H101ZM185 219V220H186ZM217 219V218H216ZM219 219H220V216H219ZM222 219V218H221ZM230 219V218H229ZM233 219V218H232ZM236 219V218H235ZM235 219L233 220V221H235ZM186 220V221H187ZM13 221V220H12ZM36 221L37 220H35L34 222L36 223ZM201 221V220H200ZM211 221H212V219H211ZM217 221V220H216ZM230 221V220H229ZM236 221H240V220H236ZM33 222V221H32ZM105 222V221H104ZM189 222V221H188ZM203 221H201V223H202ZM241 222L242 221H240V225H242L241 224ZM16 223V222H15ZM14 223V224H15ZM18 223V222H17ZM37 223H38V221H37ZM36 223V225H37V227H36V229L37 228H39V230H40V228H41V226L40 227H38L40 224L42 225H44V227H45V222L44 223H39V225ZM161 223V222H160ZM160 223H158V222H156V225H155V227L157 228V227H159V226H161V224ZM192 223V222H191ZM191 223H189V224H191ZM225 223V222H224ZM230 222H228L227 224H229ZM233 223V222H232ZM29 224L27 223V225H24V226H28ZM47 225V224H46ZM95 225V224H94ZM98 225V224H97ZM96 225V226H97ZM106 225H107V223H106ZM222 225H223V222H222ZM232 225V224H231ZM20 226V225H19ZM32 226L34 227L35 225H31L30 224V228H32ZM139 226H141V225H139ZM190 226V225H189ZM224 226V225H223ZM43 227V226H42ZM92 227V226H91ZM98 227V226H97ZM25 228H29V227H25ZM93 228V227H92ZM198 228V227H197ZM227 228V227H226ZM17 229V228H16ZM20 230L21 229H23V228H19ZM138 229V230H137ZM157 229H159V228H157ZM162 230H164L163 228H161ZM160 229V231H162ZM20 230H19V232H20ZM30 230V229H29ZM32 230H33V228H32ZM41 230H42V228H41ZM40 230V231H41ZM114 230V229H113ZM139 230H142V233L140 232L139 233ZM227 230V229H226ZM225 230V231H226ZM230 230H231V228H230ZM229 230V231H230ZM22 231V230H21ZM25 231V233H26V231H28V229H26V230H24ZM34 231V230H33ZM103 233H104V238L103 239H98L95 235H93V233L92 232H90V231H88V233L84 236V238H86V240H84L81 244L80 243H78V242H72L71 243V245H73L75 248L76 247H78V245L80 244V245H82V246H88L90 249H91V251L90 252H82L83 254H82V256L80 257L78 254H77V251L76 252H74V253H72L71 255L72 256H74L73 257V259L75 260V261H78V262H80V263H82V264H84V262H85V257L87 256V254H95V252H97L96 250H98V249H100V246L99 245H97V241L98 240H101L102 242H104V243H106L107 241H109L108 240V237H109V232H106V231H108V229H106V227H105V225H104V228H103ZM159 231V232H160ZM18 232V233H19ZM32 232V231H31ZM35 232V231H34ZM38 232V231H37ZM157 232H158V230H157ZM158 232V234L159 235H157L158 237H155V241H156V245L157 246H159L160 247V245H162L161 246V248H160V257H159V259L160 260H158L156 263H154V264H204V263H201L200 262V259H198V255H194V256H192V255H190V254H188V253H191L192 251H191V249L189 250V251H191V252H189L187 249H185V244H183V243H180V242H178V241H176V240H172V241H170V239L169 238H172V237H167V235L165 236V232H166V230H165V232L164 231H162V232H164V233H159ZM168 232V231H167ZM227 232V231H226ZM21 234H24V232L22 233V232H20ZM114 233V232H113ZM231 233V232H230ZM229 233V234H230ZM38 234V233H37ZM35 235H36V233H35ZM117 235V234H116ZM127 236V235H126ZM163 236H164V238H163ZM173 236V235H172ZM129 237V236H128ZM127 237V238H128ZM83 238V239H84ZM176 238V237H175ZM116 239H118V238H114V239H111L110 241L113 243V241H115ZM203 240V239H202ZM163 242V243H162ZM107 244L109 245L110 244V242H107ZM119 247V248H118ZM122 247H124L123 245H120L119 246V244H116V246H115V244H113L112 245V249L111 248H107V249H105L104 251H106V252H108V254H111L110 256H112V257H115V259H117L118 260V262H119V264H139V260H137V255H138V252H140V250H139V247H135V249L133 250V249H131L130 251H128L127 252V254H124V252H122V251H120L119 249H121ZM133 247V246H132ZM188 247V246H187ZM188 249H189V247H188ZM169 250V251H168ZM172 251V253H171V251ZM178 250V251H177ZM40 251V250H39ZM168 251V252H167ZM187 251H188V253H187ZM104 253V252H103ZM141 253V252H140ZM174 253V254H173ZM195 253V252H194ZM201 253V252H200ZM215 253V252H214ZM217 253V252H216ZM107 254V253H106ZM103 255V254H102ZM140 255V254H139ZM91 256V255H90ZM201 256H203L202 254H201ZM77 257H80V259H78ZM88 257V256H87ZM143 257V256H142ZM141 257V258H142ZM204 257H206L205 256V254H204ZM92 258V257H91ZM98 258V257H97ZM95 259L94 258V260L91 262V263H93V264H116V262L115 261H113L112 260V258H110L109 257V255H108V257L105 259V260H99V259ZM136 258V259H135ZM144 258V257H143ZM142 258V259H143ZM199 258H201V257H199ZM142 259H141V261H142ZM88 260V259H87ZM240 262H244V261H242V260H240ZM237 263H238V261H237ZM246 263V262H245ZM206 264H208V263H206ZM209 264H214L213 262H210ZM230 264V263H229ZM235 264V263H234ZM239 264V263H238Z\"/></svg>", "mask_w": 264, "mask_h": 264}, {"label": "flooded vegetation", "instance_id": "3", "mask_svg": "<svg viewBox=\"0 0 264 264\" xmlns=\"http://www.w3.org/2000/svg\"><path fill=\"white\" fill-rule=\"evenodd\" d=\"M244 29V28H243ZM246 34V33H245ZM245 34H244V37H245ZM242 43H244V45H245V47L241 50V51H239V50H237V49H235V48H232L231 47V45L229 44V42H228V44H229V46L232 48V50H234L235 52H237V53H243V52H246L247 51V47H246V43H245V41H244V39H243V41H242ZM225 61V59H223L222 60V64H226V62H224ZM204 64V63H203ZM211 68V64H207V65H205V67H204V65H202V68H201V71L203 72V71H205V74L208 72L207 70L208 69H210ZM203 80H204V77H203ZM202 80V81H203ZM204 82V81H203ZM116 143V142H115ZM76 249H77V254L81 257L82 256V252H90L91 251V249L88 247V246H82V245H78V247H76ZM80 257H77L78 259H80Z\"/></svg>", "mask_w": 264, "mask_h": 264}]
</instances>
